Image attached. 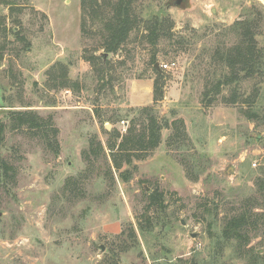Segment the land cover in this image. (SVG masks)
<instances>
[{
	"label": "rangeland",
	"instance_id": "rangeland-1",
	"mask_svg": "<svg viewBox=\"0 0 264 264\" xmlns=\"http://www.w3.org/2000/svg\"><path fill=\"white\" fill-rule=\"evenodd\" d=\"M83 12L82 0H0V109L33 110L58 131L48 133L50 142L12 129L1 114L0 152L17 174L0 193V264H247L216 242L249 196L259 199L263 218L252 245L264 253V78L238 87L247 97L260 88L254 118L242 100H226L234 86L213 89L229 72L214 53L236 40L228 28L235 21L257 18L264 49V0H138V26L117 53L104 55V65L95 57L106 53L100 20L95 27L89 19L83 33ZM159 13L165 35L153 45L145 28ZM153 55L161 69L176 62L164 69L158 102ZM206 91L217 95L214 102ZM145 107L183 119L184 142L169 146L173 130L164 128L159 146L124 165V181L109 172L105 155L118 132L143 129ZM92 147L97 158L88 156ZM156 189L165 209L148 212ZM147 213L154 227L142 233ZM109 224L119 231L105 232Z\"/></svg>",
	"mask_w": 264,
	"mask_h": 264
},
{
	"label": "trees",
	"instance_id": "trees-1",
	"mask_svg": "<svg viewBox=\"0 0 264 264\" xmlns=\"http://www.w3.org/2000/svg\"><path fill=\"white\" fill-rule=\"evenodd\" d=\"M137 1L105 0V4L101 5L99 0H91L90 2L82 0V9L84 11L81 26L82 32H89L90 29L87 28L89 19L93 20L95 27L97 25L96 19L100 20L99 27H96L99 30L98 35L102 37L100 47L105 48L107 54L117 53L129 40L131 33L139 24V16L136 12ZM165 21L161 13L155 14L148 19L145 37L153 45H156L160 38L165 35ZM259 25L260 21L257 18H253L252 14H249L244 19L235 21L228 28L235 33L236 40L231 45L218 46L214 53V59L224 65L229 71L215 82V87H213L215 93L218 94L220 92L221 86H234L231 95L225 98L230 103L242 100L241 102L246 106L243 112L248 118H254L259 115L254 106L258 103L261 95L260 88L255 87L253 94L247 97L238 92V87L247 80L264 78V49L257 39ZM1 57L2 55H0V60ZM95 57L103 59L102 64L104 65V61H106L104 60V53L100 56L95 55ZM157 62L156 55H153L151 64L156 74L153 88L154 102H158L163 98L166 79L165 70L161 69L159 71L156 68L155 64ZM67 83L65 81L62 84L66 85ZM208 92L210 91L205 92V96L212 103L216 100L217 95L213 98L211 93ZM9 107H13V105H9ZM143 110L146 112L147 117L143 129L138 132L133 127H130L126 134L118 132L116 140L109 147L110 159L108 155H105L109 172H112L113 168L116 169L124 181L130 179L129 169H123L124 165H130L135 156L144 157L159 146L162 142V130L164 128L173 130L168 138L169 146L177 145L180 148L182 142H184L181 134L185 127L183 119L178 118L172 121L166 118L162 119L156 115L152 107H145ZM3 116L11 119L10 125L12 129L27 128L33 131V135H41L46 140L50 131L56 134L58 132L57 129L52 127L51 120L43 119L33 110L9 109ZM6 127L7 124L4 123L0 115V144L4 142ZM49 141H52L51 137H49ZM100 148L103 149L102 145H100ZM139 153L141 154L139 155ZM88 156L97 158L98 153L94 147L90 149ZM16 174L15 167L0 152V193L4 186L15 182ZM261 187L264 190V184H261ZM149 199L148 212L152 207L158 210L165 209L164 194L158 189L150 194ZM258 206H260L259 199L256 196H249L244 199L241 209L225 220L221 232L217 235L216 244L220 249L219 251L226 246H230L234 248V256L245 260L247 264H264V253H260L252 245L258 226L263 221L260 214L255 211ZM144 218V221L140 222L142 233L148 230V226L154 227V217L147 213ZM130 232L134 238H137V233L134 229L130 230ZM123 248L124 250L128 249L126 244ZM215 248L217 249V247Z\"/></svg>",
	"mask_w": 264,
	"mask_h": 264
},
{
	"label": "crops",
	"instance_id": "crops-1",
	"mask_svg": "<svg viewBox=\"0 0 264 264\" xmlns=\"http://www.w3.org/2000/svg\"><path fill=\"white\" fill-rule=\"evenodd\" d=\"M116 225V224H115ZM116 229H113V225L112 224H109V225H106L105 227H104V230H105V232H118L119 231V229H120V226L117 224L116 226Z\"/></svg>",
	"mask_w": 264,
	"mask_h": 264
},
{
	"label": "built area",
	"instance_id": "built-area-1",
	"mask_svg": "<svg viewBox=\"0 0 264 264\" xmlns=\"http://www.w3.org/2000/svg\"><path fill=\"white\" fill-rule=\"evenodd\" d=\"M174 66H176V62H169V63H165V64L163 65V68H164V69H168V70H170V69L174 68ZM125 123H126V121L123 120V121H122V124H125Z\"/></svg>",
	"mask_w": 264,
	"mask_h": 264
},
{
	"label": "water",
	"instance_id": "water-1",
	"mask_svg": "<svg viewBox=\"0 0 264 264\" xmlns=\"http://www.w3.org/2000/svg\"><path fill=\"white\" fill-rule=\"evenodd\" d=\"M104 55H107V53H104ZM155 66H156V68L159 70V71H161V67L159 66V63L157 62L156 64H155ZM9 109H0V115L1 114H3V113H5V112H7ZM109 127V126H108ZM196 236V234H193V237H195ZM104 248V247H103Z\"/></svg>",
	"mask_w": 264,
	"mask_h": 264
}]
</instances>
